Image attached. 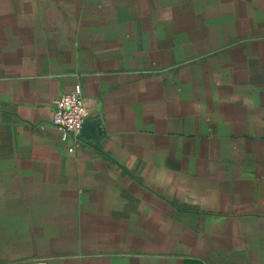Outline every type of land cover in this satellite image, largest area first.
I'll use <instances>...</instances> for the list:
<instances>
[{
	"label": "crops",
	"instance_id": "0c3cea01",
	"mask_svg": "<svg viewBox=\"0 0 264 264\" xmlns=\"http://www.w3.org/2000/svg\"><path fill=\"white\" fill-rule=\"evenodd\" d=\"M0 264H264V0H0Z\"/></svg>",
	"mask_w": 264,
	"mask_h": 264
},
{
	"label": "built area",
	"instance_id": "2783aa9c",
	"mask_svg": "<svg viewBox=\"0 0 264 264\" xmlns=\"http://www.w3.org/2000/svg\"><path fill=\"white\" fill-rule=\"evenodd\" d=\"M89 110L84 101L81 87L75 85L70 92L60 95L53 101L52 124L61 132L63 141L75 143L81 136V128L85 119L89 117ZM74 145L69 147L72 152Z\"/></svg>",
	"mask_w": 264,
	"mask_h": 264
},
{
	"label": "water",
	"instance_id": "95a60500",
	"mask_svg": "<svg viewBox=\"0 0 264 264\" xmlns=\"http://www.w3.org/2000/svg\"><path fill=\"white\" fill-rule=\"evenodd\" d=\"M96 129H97V121L94 119L87 118L83 122L80 133L83 136H93L95 135Z\"/></svg>",
	"mask_w": 264,
	"mask_h": 264
}]
</instances>
